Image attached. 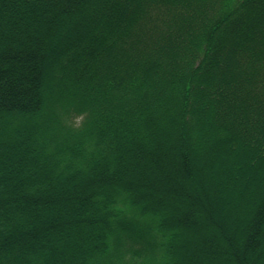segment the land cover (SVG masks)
<instances>
[{
  "label": "trees",
  "instance_id": "obj_1",
  "mask_svg": "<svg viewBox=\"0 0 264 264\" xmlns=\"http://www.w3.org/2000/svg\"><path fill=\"white\" fill-rule=\"evenodd\" d=\"M0 264H264V0H0Z\"/></svg>",
  "mask_w": 264,
  "mask_h": 264
}]
</instances>
